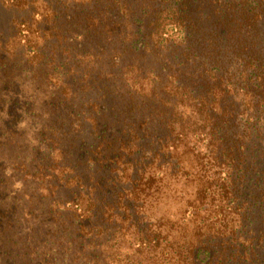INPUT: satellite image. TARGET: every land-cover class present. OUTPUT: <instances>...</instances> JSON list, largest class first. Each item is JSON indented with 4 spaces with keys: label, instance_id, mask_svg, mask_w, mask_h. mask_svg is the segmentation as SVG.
Listing matches in <instances>:
<instances>
[{
    "label": "trees",
    "instance_id": "1",
    "mask_svg": "<svg viewBox=\"0 0 264 264\" xmlns=\"http://www.w3.org/2000/svg\"><path fill=\"white\" fill-rule=\"evenodd\" d=\"M12 1L0 264H264V0Z\"/></svg>",
    "mask_w": 264,
    "mask_h": 264
},
{
    "label": "rangeland",
    "instance_id": "2",
    "mask_svg": "<svg viewBox=\"0 0 264 264\" xmlns=\"http://www.w3.org/2000/svg\"><path fill=\"white\" fill-rule=\"evenodd\" d=\"M14 4L17 5L18 3L13 2L12 0H0V34L3 36L8 37L9 35L12 34L13 20L18 18V17H15L16 15L20 16V13H22L21 10H18L16 7H14ZM46 40H47V38H45L44 40L40 39V44H42ZM48 40H49V43L52 44L56 39H48ZM12 43H13L12 40L7 42L8 45H11ZM76 85H77V87L73 90L76 93L75 96L83 97L82 102H84L88 107V105H90L92 103L93 98L96 96L97 92H95L92 88L88 87V85L91 86V82L89 79H85L84 81L82 80V82L76 83ZM73 91H71V94ZM87 101H90V103L87 104ZM86 125H84V126H86ZM58 159H60V156L58 157ZM59 164L61 166L60 162H59ZM40 188L41 187H36L35 193H38L40 191ZM186 191H189V188H186ZM29 192L31 193V190H29ZM57 197H58V195H57ZM59 198L61 199L60 196H59ZM165 204H166L165 206L167 209H170L172 211L175 210V204L171 201V199L166 200ZM160 209L162 210V208H160ZM159 213H162V212L159 211ZM163 214H165V213H163ZM155 216H156V214H155ZM51 240L56 241L57 237L55 238V237L48 236V237H45V238L40 239V240L38 239V241L36 242L37 246L35 247L36 250L48 251L49 250V244H50ZM58 249H59V247H58ZM125 249H126V247L122 246L121 250L124 251ZM121 256H124V253H122ZM134 256L137 257L136 255H134ZM131 258L134 260L133 257H131ZM137 258L142 259V257H137Z\"/></svg>",
    "mask_w": 264,
    "mask_h": 264
}]
</instances>
